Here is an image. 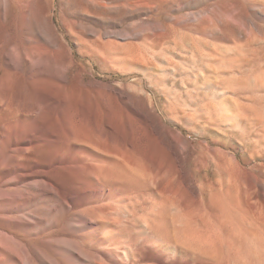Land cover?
Here are the masks:
<instances>
[{"label": "rangeland", "instance_id": "obj_1", "mask_svg": "<svg viewBox=\"0 0 264 264\" xmlns=\"http://www.w3.org/2000/svg\"><path fill=\"white\" fill-rule=\"evenodd\" d=\"M152 1L116 15H83L82 0H55V23L61 26V14L75 21L77 33L84 31L78 34L86 45L71 34L65 38L88 70L86 80L120 93L108 100L121 126L132 120L138 176L79 186L84 177L75 181L74 172L57 171L44 174L42 185L11 182L35 190L53 186L55 193L27 208L51 204L73 187L84 192L78 194L82 204L67 199L53 214L41 209L43 221L27 240L60 237L59 255L42 248L50 264H264V0ZM18 12L15 0H6L0 40L21 51ZM81 46L94 55L79 54ZM43 62L48 67L49 60ZM55 83L66 91V84ZM89 89L95 127L93 112L104 104L96 88ZM101 121L106 137L112 132L121 142ZM0 144L8 154L12 145L1 132ZM20 162L32 164L27 157ZM207 167L216 172L211 186L203 183ZM166 176L167 186L159 183ZM5 177L0 173V181ZM68 213L78 221L65 229L61 220Z\"/></svg>", "mask_w": 264, "mask_h": 264}, {"label": "bare ground", "instance_id": "obj_2", "mask_svg": "<svg viewBox=\"0 0 264 264\" xmlns=\"http://www.w3.org/2000/svg\"><path fill=\"white\" fill-rule=\"evenodd\" d=\"M150 1L82 0L78 13L88 15L99 11L103 15H116L119 9L126 6L148 7ZM15 2L24 45L20 51L12 41L0 40V132L4 140L12 145L7 154L8 146L0 144V173L6 176L4 181H0V264H27V259L34 264H50L44 261L42 248L45 246L52 254L59 255L60 237L39 241L27 240V237L35 233L33 229L43 221L39 214L41 209L53 214V208L57 204L65 206L67 199L82 204L84 199L78 194L84 192L73 187L65 195L62 193L60 198H53L51 204L45 202L41 207L34 205L27 208L25 204L29 201L45 193H55L53 186L35 190L32 187L25 189V186L10 187L8 184L17 182L23 185L28 181L42 185L45 183L42 181L44 174L52 176L57 171L74 172L78 175L75 181L84 177L79 186L96 182L105 186L110 180L120 184L125 177L132 181L138 176L137 145L132 120L128 117L127 127L121 126L118 111L108 100L111 93H120L112 85L96 78L86 80L88 70L82 61L75 58L66 41L65 35L71 34L78 44L86 45L78 34L84 33L82 27L77 33L74 30L75 21L65 19L61 14L58 16L61 26L57 25L54 21L55 0ZM5 7L6 0H0V15L3 18H7ZM89 47L81 46L78 53L93 56V50H87ZM46 60H49L48 67L44 66L43 61ZM55 81L66 84V91L62 92ZM91 86L96 88V100L104 104L102 107L97 105L93 112L95 127L90 125L89 120ZM119 97L123 98L122 95ZM54 114H58L59 118L52 119ZM102 119L104 125L120 134L121 142L112 132L110 137H106L101 126ZM125 143L126 148H123ZM87 150L94 152L98 158H90ZM24 157L32 161L30 166L20 162ZM212 167L205 169V186H211L216 180ZM89 177H95V181L88 180ZM150 177L152 182L157 181L152 175ZM159 183L167 186L171 181L166 176L160 178ZM73 215L68 213L62 218V228L75 226L78 220ZM65 243L66 246L72 245L67 241ZM74 255L71 252L69 257Z\"/></svg>", "mask_w": 264, "mask_h": 264}]
</instances>
